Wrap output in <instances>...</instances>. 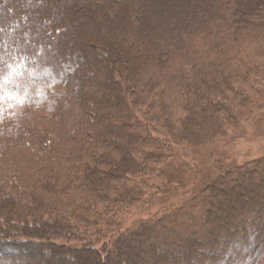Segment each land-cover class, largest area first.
<instances>
[{
	"label": "trees",
	"instance_id": "16d2710c",
	"mask_svg": "<svg viewBox=\"0 0 264 264\" xmlns=\"http://www.w3.org/2000/svg\"><path fill=\"white\" fill-rule=\"evenodd\" d=\"M65 1L70 31L89 27L94 41L102 31L106 49L53 28ZM204 1L159 11L155 0H0V37L11 43L0 50V251L35 246L77 264H140L130 243L144 249L161 236L173 237L168 263L149 246L148 264H264V155L203 177L180 207L125 226L154 196L164 203L186 188L174 147L213 141L264 78V0ZM92 2L115 9L96 12ZM8 15L24 17L32 42L4 31ZM51 35V45L41 43ZM125 35L130 49L117 42ZM194 226L209 252L188 243Z\"/></svg>",
	"mask_w": 264,
	"mask_h": 264
},
{
	"label": "rangeland",
	"instance_id": "374dc122",
	"mask_svg": "<svg viewBox=\"0 0 264 264\" xmlns=\"http://www.w3.org/2000/svg\"><path fill=\"white\" fill-rule=\"evenodd\" d=\"M29 0H24V5L26 6V3ZM86 1V0H85ZM90 1V0H89ZM157 4L159 3V11L164 10V8L171 6V4L174 3H182L183 0H155ZM193 2L197 0H192ZM36 1H34L35 3ZM69 3L67 1L62 2L60 4V7L57 10V17H54V24L53 28H58L60 30L66 29L68 32L67 39H71L72 41L76 40H84V44L88 43H96V47L100 50H104L108 47V43L110 40L106 38L104 33L102 34V31L99 32L100 38H103L102 40H96L94 41L91 36H88L89 27L84 28L83 35L76 36L74 32L70 31V26H68L67 22H64L65 19L61 18L62 16H65V11H62V7L65 5H68ZM198 4L201 6H205L208 3H206L204 0H198ZM115 6V5H114ZM112 4L109 2H100V4L95 5L94 2L90 4L91 9H94L96 12H100L102 10H112L115 9ZM175 10V8H172ZM172 11V10H171ZM48 14L51 13V10L47 11ZM62 13V14H61ZM62 15V16H61ZM79 16H77L76 21L79 22V24H84L85 21L83 19L84 14L78 13ZM158 15H160V12L156 13V20H158ZM27 16V14H26ZM40 17L43 19L47 17L46 13H43L40 15ZM112 15L108 17L107 22L111 19ZM22 19H24L23 16L18 18L15 15H8V20L6 21V29L4 31H7L8 34L14 33L17 34L18 31L21 30V33L23 34V39L25 41L32 42V39H30L31 34L29 33L30 30H28L29 26H24ZM172 19V18H171ZM160 20V19H159ZM157 22V21H156ZM155 22V23H156ZM18 23V26H17ZM25 23V22H24ZM3 25V29L4 26ZM155 34L158 36L159 30L158 26L155 25ZM95 30V29H94ZM36 31V30H35ZM46 31L49 33V27L46 26ZM100 30H97V32ZM33 32V29L31 30V33ZM95 32V31H94ZM126 34V33H125ZM7 35V34H6ZM2 36V35H0ZM46 37H43L40 41L41 43L49 44L51 45L52 40L55 39L53 35L49 37V39H45ZM127 35H125L124 39L117 40L118 43H122L126 48L130 49L132 44L130 45L131 40L126 39ZM158 39V38H157ZM160 39V38H159ZM158 42V41H157ZM40 42H36V44H39ZM11 43H7L6 41L2 40V37H0V50H8L10 49ZM2 52V51H1ZM52 53V51H51ZM50 52H46L45 54L49 56L52 55ZM140 53V52H139ZM38 56H40L41 61L45 58L44 54L41 55L38 53ZM111 61V59H110ZM39 62V61H38ZM63 70L67 71V67L64 66L68 62L66 61V58L63 60ZM113 64H115V60L112 58ZM90 83V82H89ZM257 85L256 91L251 92L252 94H248V98L250 103L245 104L244 106L241 105V107H238L235 109L234 112L231 111L230 118L227 120V122L224 124L221 132L216 136V138L210 142V139H206L201 143H196L194 147H180L176 146L174 147V150L178 153L177 154V163H182L181 169L184 172V175L189 178L188 185L186 188L182 191H180L173 199L170 201H166L164 203H161V200L159 197L154 196L146 206L141 207L140 210L136 212H132L130 216H128L125 220V226L130 225L132 222H135L137 220H143L153 217L154 215H158L160 212H164L169 209H175L181 206L182 203L186 202L189 198L191 193L200 185L201 179L203 177H215L222 173V170L225 171L229 169L232 166H239L244 165L245 163H248L252 160L258 159L261 156L264 155V78L262 80L256 81ZM251 86V84H249ZM258 87V88H257ZM260 88V89H259ZM138 110V109H137ZM144 110H148V106H142L141 112ZM139 112V110H138ZM229 113V111L223 112ZM139 118H142V115L138 116ZM146 123V122H145ZM151 129V128H150ZM156 130V127H155ZM204 133H209L206 137H210V132L205 131ZM263 172H260L262 174ZM253 182H257V180H253ZM246 183V182H244ZM223 196V195H222ZM224 197V196H223ZM222 199V202L224 204H227L224 199ZM219 201H216V203ZM216 204L213 203V212H214V218L216 221L214 224L220 225L222 222L220 218H222L218 212L215 210ZM235 209V208H234ZM247 216H240L237 218H234L233 221L237 224L241 221H246L249 223ZM198 221V218H196ZM221 221V222H220ZM250 224H254L251 222ZM211 229V225H207L206 227H203V230ZM233 228V227H232ZM193 235L188 241V243H194L199 249V251H207L209 252L210 249H207L205 247V243L209 241V238L205 237L204 231L202 232L201 229L196 228L194 226L193 229ZM183 232L178 233L179 239H184ZM189 236V237H190ZM173 237H161V236H152L148 240H143V246L144 249H140L139 245L140 242H131V249L135 253H139L138 255L140 258V264H148L146 260V251L145 248L152 246L154 251L158 254L164 255V258L166 259V263H168V258H166V252H170V248H167L165 244L168 243L169 239H172ZM212 240L210 239V242ZM222 241H219L217 244L220 245ZM158 243V244H157ZM156 245H159L156 247ZM6 248V247H5ZM217 249V248H216ZM10 250V251H8ZM212 251V250H211ZM6 252V256L4 253ZM173 254H171L172 262L175 263V261H182L180 251L174 252L171 251ZM39 254V257L36 255ZM94 261H97V256L94 255ZM0 258H9L11 260V264H77L76 257L64 254L61 256L60 260H56V258L51 257L50 250L44 251L41 247H39V250L33 246L31 249H26L22 247H15V245H11V247H7L5 250L0 251ZM226 260V257L223 258ZM26 262V263H25ZM170 262V263H172ZM95 263V262H94ZM120 264H129V261L121 260Z\"/></svg>",
	"mask_w": 264,
	"mask_h": 264
}]
</instances>
